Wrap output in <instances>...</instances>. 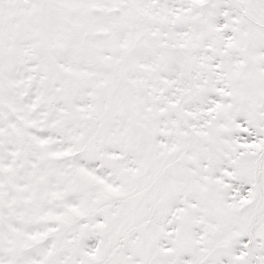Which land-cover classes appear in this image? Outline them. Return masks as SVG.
Masks as SVG:
<instances>
[{
	"label": "snow or ice",
	"instance_id": "obj_1",
	"mask_svg": "<svg viewBox=\"0 0 264 264\" xmlns=\"http://www.w3.org/2000/svg\"><path fill=\"white\" fill-rule=\"evenodd\" d=\"M0 264H264V0H0Z\"/></svg>",
	"mask_w": 264,
	"mask_h": 264
}]
</instances>
